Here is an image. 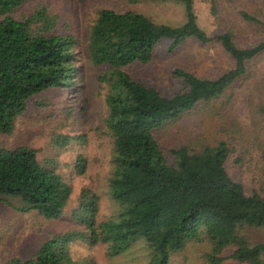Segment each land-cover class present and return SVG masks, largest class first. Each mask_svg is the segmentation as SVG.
Returning <instances> with one entry per match:
<instances>
[{"label":"trees","instance_id":"obj_1","mask_svg":"<svg viewBox=\"0 0 264 264\" xmlns=\"http://www.w3.org/2000/svg\"><path fill=\"white\" fill-rule=\"evenodd\" d=\"M28 1L0 0V134L13 131L32 96L70 86L79 72L76 35L63 31L58 25L60 15L45 2L36 3L28 13L21 12ZM178 1L184 13L179 25L158 23L136 11L101 9L86 36L91 61L115 70L116 91L106 102L115 151L109 194L121 208L116 219L97 222L98 196L83 189L73 211L81 230L56 235L43 241L30 257L14 256L4 264H96L91 259H75L71 243H104L113 256L139 238L151 250L148 264H169L171 254L190 242L209 245L206 258L210 264L224 261L227 257L221 253L230 247L234 248L230 258L264 264V243L251 242L246 231L264 226V182L246 191L226 168L229 149L224 141L201 152L180 150L171 159L156 136L190 113L220 116L233 83L248 76V62L264 56V39L240 46L231 30L208 35L198 24L194 0ZM209 7L220 20L216 0H209ZM241 16L258 25L264 23L243 11ZM190 38L200 43L216 40L233 67L215 78L174 69L181 86L169 95L122 69L148 63L161 41L167 43L168 51H174ZM230 127L234 128L233 123ZM48 163L41 164L30 146L0 144V202L23 213L60 217L72 190L55 164ZM85 168L86 159L78 156L74 172L81 174Z\"/></svg>","mask_w":264,"mask_h":264},{"label":"rangeland","instance_id":"obj_2","mask_svg":"<svg viewBox=\"0 0 264 264\" xmlns=\"http://www.w3.org/2000/svg\"><path fill=\"white\" fill-rule=\"evenodd\" d=\"M38 2L47 3L60 15L58 25L63 31L67 29L76 35L79 72L70 86L32 96L17 117L13 131L0 134V144L8 148L21 145L34 148L41 164L52 161L72 191L61 216L56 219H47L35 211L23 213L0 202V264L14 256L28 258L43 241L81 230L83 226L74 219L73 211L83 189L98 196L97 222L116 219L121 210L118 202L111 198L108 185L115 169V151L107 123L106 99L116 91L115 70L94 64L85 45L97 12L101 9L136 11L169 25H179L184 20L178 0H29L20 11L28 13ZM216 2L220 20L211 13L209 0H194L198 24L208 35L231 30L240 46H250L264 39V23L258 25L241 16L243 11L264 22L263 0ZM232 67V59L216 40L200 43L190 38L174 51H168L167 43L161 41L148 63L122 69L134 79L169 95L181 86L173 75L174 69H184L199 78H215ZM247 69L248 76L233 83L230 100L220 116L190 113L158 131L156 136L165 155L171 159L180 150L201 152L206 146L224 141L229 149L227 170L250 192L264 182V108L261 109L264 106V56L248 62ZM231 123L234 128L230 127ZM78 156L86 159V168L81 174L73 169ZM246 231L251 242L264 243V226L247 227ZM70 250L75 259H91L96 264H148L151 258V250L142 238L113 256H109L106 244L100 242L89 245L73 241ZM208 250L206 242H190L184 250L171 254L169 264H210L206 258ZM233 250L224 249L221 255L227 258L219 264H245L229 257Z\"/></svg>","mask_w":264,"mask_h":264}]
</instances>
